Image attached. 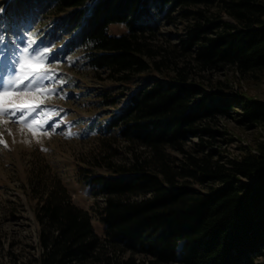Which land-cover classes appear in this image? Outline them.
<instances>
[{"label": "trees", "instance_id": "trees-1", "mask_svg": "<svg viewBox=\"0 0 264 264\" xmlns=\"http://www.w3.org/2000/svg\"><path fill=\"white\" fill-rule=\"evenodd\" d=\"M172 17L184 23L176 46L186 61L173 72L151 44ZM114 23L125 33L112 34ZM0 33H36L39 49L64 41L47 61L81 50L112 80L101 90L114 106L103 130L130 152L85 180L101 206H79L62 181L33 183L39 250L11 253L15 264H264V100L205 74L264 76V0H1ZM228 117L260 128L256 145L228 154Z\"/></svg>", "mask_w": 264, "mask_h": 264}, {"label": "rangeland", "instance_id": "rangeland-1", "mask_svg": "<svg viewBox=\"0 0 264 264\" xmlns=\"http://www.w3.org/2000/svg\"><path fill=\"white\" fill-rule=\"evenodd\" d=\"M183 28L184 23L179 18H162L159 34L152 39L153 60L159 62L164 71L173 72L186 63L180 47L176 46ZM125 31L124 23L110 26L112 34ZM47 63L54 70L46 87L55 91L26 97L45 100V104L29 116V120L46 121L43 127L34 134L32 124L13 122L16 117H0L5 121L0 124V138L7 143V146L0 144V264H15L10 258L13 252H18L20 259L25 260L39 250L37 203L29 195L33 183L41 181L53 188L62 181L76 204L91 209L101 206L104 197L98 193L96 185L86 186L85 180L98 173H108L109 163L120 164L130 159L127 143L103 130L114 106L103 103L101 90L112 84V80L95 76L85 65L79 49ZM205 74L209 76L207 80L229 79L232 95L243 92L264 100V76L261 79L242 77L233 69L210 70ZM121 90L118 88L114 92L117 94ZM45 112L47 115H42ZM93 123L94 128L91 127ZM220 123L235 138L229 144L228 154L237 153L241 143L256 145L260 137V128H245L229 117L222 118ZM53 124L57 126L55 132L50 127ZM94 224L101 232L102 224L96 217Z\"/></svg>", "mask_w": 264, "mask_h": 264}, {"label": "snow or ice", "instance_id": "snow-or-ice-1", "mask_svg": "<svg viewBox=\"0 0 264 264\" xmlns=\"http://www.w3.org/2000/svg\"><path fill=\"white\" fill-rule=\"evenodd\" d=\"M35 37L36 33H30L24 41H20L19 36L7 39L4 34L0 33V67L10 66L5 68L4 73H0V117H16L13 122L30 123L35 130L34 134L43 127L46 121L29 120V116L36 113L45 104V100H29L26 97L32 93L55 91V89L46 87V81L50 79V73L54 70L47 63V57L52 50L35 47ZM21 44L24 46L21 47ZM42 115L46 116L47 112ZM3 123L5 121L0 120V124ZM50 127L52 132H55L57 126L53 124ZM0 144L7 146L2 138H0Z\"/></svg>", "mask_w": 264, "mask_h": 264}]
</instances>
